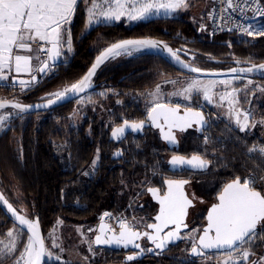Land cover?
Instances as JSON below:
<instances>
[{
  "label": "trees",
  "instance_id": "1",
  "mask_svg": "<svg viewBox=\"0 0 264 264\" xmlns=\"http://www.w3.org/2000/svg\"><path fill=\"white\" fill-rule=\"evenodd\" d=\"M81 2H78L70 26L71 53L66 54L59 64L22 92H16V86L0 84V99L36 101L40 94L49 89L79 79L104 45L127 37H152L173 49L186 45L199 50L204 56L220 60V63L193 62L203 68L226 64L232 52L252 63L264 61V35L252 40L234 34H220L208 39L198 31V24L191 20L188 12L177 17L160 16L133 24H102L86 30L85 8ZM158 70L179 72L154 53H143L137 58L103 64L93 79V89L113 87L122 91L143 92L154 85ZM254 79L264 82V74ZM72 103L40 114H26L29 118L22 124L15 122L12 128L0 134V189L15 207L19 201L25 205L28 218H39L43 234L57 217L66 222L73 220L92 224L103 210L118 212L123 201L118 195L120 179L124 178L129 183L132 176L140 172L139 175H143V167V171H148L152 161L159 160L155 153L158 146L154 142L150 146L141 143V150L134 157L138 167L131 160L128 163L122 160L123 164L111 167L109 153L113 146L108 140L111 126L105 127L91 113L92 118L86 119L78 128L69 127L66 116ZM122 108L127 118L133 120L141 118L144 113L134 101H126ZM37 115L42 117L37 118ZM187 144L188 141L185 142V152ZM226 144L224 147L219 144L210 145V150L217 157L223 155L225 160L223 167L219 165L214 173L218 184L219 179L225 183L234 177H241L242 173L249 171L248 168L252 170L254 167L252 159H242L241 156L236 161L230 159L226 163L236 143ZM96 151L99 153L96 172L91 178L83 177L82 171L89 165ZM257 188L262 191L260 184ZM13 189H16L20 198L14 197ZM153 206H150V210ZM9 224L13 223L0 209V234ZM260 227L257 228L260 234L252 245L258 254L264 247V232L260 231ZM178 250L180 244L170 247L161 257L147 254L143 259L123 263L121 252L103 249L104 261L93 264H215L198 258L182 257ZM256 260L257 257L244 264H252Z\"/></svg>",
  "mask_w": 264,
  "mask_h": 264
},
{
  "label": "snow or ice",
  "instance_id": "2",
  "mask_svg": "<svg viewBox=\"0 0 264 264\" xmlns=\"http://www.w3.org/2000/svg\"><path fill=\"white\" fill-rule=\"evenodd\" d=\"M256 2V0H252ZM78 0H0V80H6L3 70L11 71L14 64L17 73L26 72L31 75V80L35 81L36 76L32 75L33 68L31 60L33 57L29 55L14 54L15 50H23L31 52L35 44L37 50L51 59H55L61 55L60 49L65 45L67 50H72V39L70 29L65 25H70L71 18L76 12ZM228 9L233 8L232 0H227ZM188 6L186 0H90L88 7V22L89 25L101 23L103 21H119L121 17H127L129 22L143 21L152 15H159L161 10L165 13L175 11L177 9L186 8ZM227 9H225L226 11ZM257 12L264 15V10L257 8ZM103 18V21L101 20ZM249 36L254 34L264 35V25L260 29H256L253 25L247 27L239 26ZM51 45L47 48L46 45ZM144 50H158L167 51L171 58L177 63H183L179 59V51H173L170 47L151 39H129L121 40L111 44L104 49L100 56L97 57L95 63L89 69L87 74L83 76L77 83L70 87H65L63 91L50 94L55 96L56 100L50 99L49 104L55 103L57 100L67 99L68 96H75L91 87V79L94 76L97 68L106 60L114 59L120 55H132L135 52ZM38 66L35 71L38 73H45L48 69L46 62L42 61L39 56L36 57ZM194 73H201L202 70L190 65H183ZM261 71L264 72V64L253 65L249 68H232L230 72L233 74L243 72ZM238 78L237 76L233 77ZM175 84L176 81H170ZM21 86H25L26 82L21 80ZM226 83V82H225ZM251 83V81H249ZM215 86V82L203 84L199 79L193 78L187 87L170 95H180L186 100H191L194 93L202 92L206 101L211 102L209 90ZM236 91V89H233ZM154 101L147 110V121L152 126L161 128L168 127V132L163 133L164 139L168 140L170 144L175 143V137L172 135V128L177 127L183 131L186 127H191L195 122L201 126L208 123L202 113L193 111L188 107L184 115H179V105L170 107L165 104L156 102L160 95V86L158 85L156 91L150 93ZM231 95V93H228ZM221 100L225 96L220 97ZM238 102V101H237ZM5 108L18 109L23 112L26 110L24 106L18 102L13 103L7 100H0V110ZM8 115H0V128H3L6 120L10 118ZM250 114H244V123H241L237 116V125L243 131L248 127V119ZM264 123V121H262ZM145 121L131 122L123 121V125L116 127L112 131V136L119 139L125 133L127 128L133 131L142 130ZM208 137H205L207 143ZM258 151L264 155V147L257 149L255 146L249 149V153ZM120 155V153H117ZM98 159V157H97ZM93 166L96 160H93ZM208 161L202 159L199 155H193L190 159H185L182 156H173L170 164L173 167L188 165L193 169H204L208 167ZM186 180H166L167 191L161 197L159 196V189L149 188L148 191L152 193L159 201V213L155 216L156 223L147 224L148 229H152L153 233L147 231L141 233L134 230L135 225H130L124 220L118 221L119 234L117 235L114 229L109 228L104 223L99 226V234L95 236L94 243L96 245H109L116 247L127 248L132 245L133 248H140V245L135 243L136 240L142 236L154 243L156 248L163 249L167 242H173L180 239L179 231L181 226L187 227L184 224V218L187 214V208L191 206L192 201L188 199L184 185ZM0 201L7 204L0 195ZM217 203H214L207 216V226L203 229L202 235H199L198 241L192 238L191 253L193 255H202L200 249H216L218 252H223L228 259L223 261V264H238L237 259H233L234 252H240L245 244L251 246L255 239L259 236L257 226L260 225V231L264 232V191L257 190L255 187V178L244 179L241 181L240 177H236L231 182L227 183L222 191L218 194ZM7 211L14 217V230H9L7 236L11 238L9 244H5L3 249H0V264H4L5 258H13L14 264H48L53 259L57 264H62L60 255H54L45 246V241L39 231V218L29 220L24 216L18 215L10 204L7 205ZM105 216H110L109 213H104L100 218L103 221ZM18 222V224L16 223ZM169 225H174L175 228L169 231L163 237L160 233ZM26 230V231H25ZM88 231H94L89 229ZM193 231H196L193 229ZM111 232L112 235H107ZM52 235V247L60 248L56 243V237ZM27 236L26 243L21 245L22 238ZM159 241V242H157ZM2 243V242H0ZM22 246V251H19V256H14L18 251V247ZM63 252V248H60ZM89 251H92L91 244H89ZM144 249H141L143 252ZM152 251V249H148ZM250 252L247 249L242 251L239 260L247 261ZM47 257V260L44 258ZM136 255H128L126 261H133ZM87 259V257H85ZM264 261V257L261 258ZM66 264V262H63ZM252 264H258L253 261Z\"/></svg>",
  "mask_w": 264,
  "mask_h": 264
},
{
  "label": "rangeland",
  "instance_id": "3",
  "mask_svg": "<svg viewBox=\"0 0 264 264\" xmlns=\"http://www.w3.org/2000/svg\"><path fill=\"white\" fill-rule=\"evenodd\" d=\"M89 2L90 0H82L81 2V6L85 8V14L86 7ZM186 2L188 4L186 8L177 9L168 13H164L163 10V13L161 12L159 15H153L152 18L160 16L177 17L184 12H188L190 14L191 20L198 24V31L201 33V35H205L208 37V39H212L213 37H210L208 31V22L212 8V0H186ZM102 24L106 23H93L89 25V22L87 23L85 17L84 26L86 30H90L93 27ZM261 25H264V18L258 21V23L255 25V28L260 29ZM70 26L71 23L66 28L70 29ZM260 36L262 35L254 34L251 36L244 35L242 37H244L245 39L247 38L248 40H252ZM107 45H104V47H106ZM34 46L36 47L35 44ZM46 46L48 48L49 45ZM175 49L181 50L179 51V55H181L184 59L192 63L206 61H209L211 63H220L219 59L204 56L199 50L195 49L194 47L180 45L177 46ZM71 51L69 52L67 50L66 45L61 48V60L66 54H70ZM143 53L152 52L149 50H144L141 52H135L132 55H120L115 57L114 59L106 60L104 64L107 65L109 63H118L129 58H137ZM230 55L231 58L227 61L226 64H222L220 67L216 68H226L232 65L252 63V61L247 60L246 58H240V56L235 55L234 52L230 53ZM52 67L53 66L49 64L48 69L45 73L38 74L37 82L42 76L47 74L49 70L52 69ZM156 73L157 74L155 76L154 85H152L150 89L145 90L143 92H133L127 89H124L122 91L113 87H106L91 89L87 93L81 95L73 101L66 116V118L68 119L69 127L78 128L84 123L86 119L92 118V114L97 116L99 121L105 127L113 126L116 124L117 121H122L127 118V114L124 113L125 109L122 108L123 104L126 101H134L138 103L140 105L141 110H143V112H146L148 110V107L151 106L152 102L154 101L153 96L149 94L155 92L157 86L159 85L160 95L158 101L156 102L176 103L182 106L194 108L201 107L206 109L207 119L209 121L208 129L205 133H202V135L194 136L193 140H191V143L189 142L187 144V150L193 151L194 153L200 154L204 158L209 159L211 162V166L206 172L202 173H192L187 171L184 173L172 174L163 170L164 166L162 163V159L158 155V158L160 160L155 159L154 161H152V164L150 165L151 171H143L144 167L143 169L141 168L143 175H139L141 173L140 172L139 174H137V176H132L129 183L124 178L120 179V189L118 191V195L119 198H123V201L120 203V210L118 212H113L108 209L103 210L96 216L95 222L92 224L82 221L74 222L73 220L71 222H66L60 217L55 218L52 226L44 234L45 246L54 255L58 254L61 256L62 264L63 262H66V264H93L96 262L104 261V252L102 251L103 249L96 248L93 245V235L96 232L97 222L101 218V215L104 213L110 214V216H107L106 218L108 222H110L111 225L114 226V228H119L118 221L120 220H124L130 225H135V228H145L146 224L151 221V217L155 213L156 205H154L151 210L149 209L141 213L136 212V208H138V200L136 196L137 194L141 193L142 190H144V188L148 185H162V179L165 177H185L190 179V183L188 185V192L194 200L195 206L190 209L188 217L190 230L183 234V241L180 243V250H178V253L182 257L192 258L188 255V251L192 246L193 242L192 238L196 239L201 226L204 224V214L206 207L209 203L215 200L217 192L224 184L223 182H221L220 179L218 180L220 181V183H217V179L214 177V173L218 169L219 165L223 167V165L225 164V160H223V155L217 157L214 152L210 150V145L219 144L224 147L227 145L226 143H236L235 148L230 152L232 153L230 155V158L226 159V163L227 160L230 159V161H236L240 156L242 159L246 157L248 160L252 159L254 161L255 168L253 167L252 170L248 168L249 171H245L244 173H242L243 175L241 176V178L247 177L249 175L253 176L255 178L256 186L259 187L260 184L262 186V191H264V155H261L258 151L249 153V149H252L254 146L257 149H259L260 147H264V123H262V121H264V82L256 80L254 78L248 79L239 76H237L238 78L235 79L233 78L234 76L203 78L197 76L184 75L175 71L166 72L163 70H158ZM193 78L199 79V81H201L203 84L215 82V86L209 90L211 102H208L204 99L202 92L199 94L194 93L191 100H186L183 96L180 95H170L171 93H175L187 87L188 83ZM7 80L11 79H6V81ZM77 80L72 82H66L52 89H49L48 91L40 94L37 100L53 98L55 96H51L50 94L63 91L65 87H70L72 84L76 83ZM170 81H176V83L173 84ZM249 81H251V83H249ZM1 82L4 81L0 80V83ZM33 84L34 83H26V85L22 87L21 84H14L12 82H8L4 85L16 86L18 90L16 92H22L24 89L30 87ZM256 86L259 87V133L254 131L253 133L248 134L247 132H241L237 130L232 125H230V123H227L225 119L234 122L236 118L235 111H239V107L245 108L247 106L248 94L251 91L255 90ZM233 89H236V91H233ZM228 93H231V95H228ZM222 95L225 96V99L223 100L220 99ZM9 113L11 114L10 118L5 121L3 128H0V134L5 132L9 128H12L15 122L22 124L24 120H27L29 118V116L20 115L16 111L11 109L0 110V115H8ZM41 117L42 115H37V118ZM205 137H208L207 143L205 142ZM127 143L128 142H125L123 144L124 148ZM128 149L130 155L125 156L124 162H122L128 163L131 160L134 162V164H136V167H138V161L134 157L135 154L141 150L139 142L136 140H131V145ZM93 160H96L94 166L92 163ZM98 162L99 153L98 151H96L89 165L83 169L82 176L86 178H91L96 172ZM242 164L241 167H243L244 165ZM141 166H143V163ZM131 167L132 166H130V168ZM258 172L259 174H257ZM13 191L14 197H17V199L20 198L16 189H13ZM16 208L21 213V216L25 217L27 209L21 201L17 203ZM54 229L56 243L60 245V248H63V252L60 251V248L52 247L53 237L51 234H53ZM89 229H93L94 231H88ZM193 229H195L196 231H193ZM9 230H13V235H15L14 224H9L7 228H4L3 232L0 234V242H2L0 243V249H3L4 245L9 244L11 241V238L7 236ZM26 241L27 236L25 235L22 238L21 245L23 243H26ZM89 244H91L92 251H89ZM252 245L249 246L245 244L243 246V250L247 249L250 252L249 260L258 256L257 251ZM22 250V246H19L18 251L14 254V256H19V251ZM161 254L162 253L154 252L152 255L156 257H161ZM122 256L123 255H121V258ZM85 257H87V259H85ZM45 260H47V257H45ZM221 260L222 259L220 258V256L212 254V256H207L206 259L200 261L219 263ZM50 262L56 261L53 259L52 261H49V263ZM4 264H14L13 258H5ZM21 264H23V262H21Z\"/></svg>",
  "mask_w": 264,
  "mask_h": 264
},
{
  "label": "water",
  "instance_id": "4",
  "mask_svg": "<svg viewBox=\"0 0 264 264\" xmlns=\"http://www.w3.org/2000/svg\"><path fill=\"white\" fill-rule=\"evenodd\" d=\"M129 39H151V40H155L157 42H162L163 44L167 45L166 43H164L163 41L159 40V39H155V38H152V37H127V38H123V39H119L115 42H119L121 40H129ZM115 42H112L111 44L115 43ZM111 44L107 45L106 47H104L93 59L92 63L89 65V67L87 68V70L82 74V76L76 81V83L83 77L87 74V72L89 71V69L92 67L93 63H95L96 59L98 56H100L101 52L106 49L107 47H109ZM168 47H170L169 45H167ZM51 45L49 44L48 48H50ZM173 51H176V49L170 47ZM152 53L160 56L164 61H166L170 66H172L174 69H176L177 71H179L180 73L184 74V75H190V76H197V77H203V78H214V77H229V76H239V77H250V78H254L255 76H258V75H261V74H264V72H261V71H253V72H243V73H238V74H233L230 72V69L232 68H237V69H241V68H249V67H252L253 65H260V64H264V61H261V62H257V63H245V64H240V65H232V66H229V67H226V68H203V67H200L198 65H195L194 63L184 59L181 55H179V59L180 61H182L183 63H177L173 58L170 57V55L167 53V51H158V50H152L151 51ZM61 61V57H56L55 59H51L49 56H48V60H45L44 62L47 63V65L51 64L52 66H55L57 64H59ZM105 63V62H104ZM103 63V64H104ZM101 64L94 76L92 77L91 79V87L86 89L84 92L78 94V95H75V96H68L67 99H61V100H57L55 103H52V104H49L48 101L50 99L52 100H56V97H53V98H47V99H40V100H36V101H33V102H25V101H20V100H17L15 98H7V99H0V100H7V101H10V102H13V103H16L18 102L19 104H21L22 106H24L26 108L25 111L21 112L19 111L18 109H13V108H5V109H11V110H14L16 111L18 114L20 115H26V114H33V113H40V112H46V111H50L51 109L53 108H56L58 106H61V105H64L66 103H69L71 101H74L75 99H77L78 97H80L81 95L87 93L88 91H90L91 89H93V79L94 77L96 76L98 70L100 69V67L103 65ZM183 65H190L191 67H196V68H199L202 70L201 73H194V72H191L189 71L188 68L186 67H183ZM38 74H42V73H38ZM38 74H33L36 76V80L33 81L31 80V77H12L11 79V82L14 83V84H20L19 82L21 80L25 81L26 83H36L37 82V79H38ZM162 104H165L167 106H170V107H176L177 105L179 104H172V103H162ZM187 106H182V105H179V115L183 116L185 111L187 110ZM193 111H198L200 113H202V115L204 116L205 120H207V116H206V113L204 110H201V109H197V108H194V107H191ZM129 123L131 122H140V121H145V124H144V127L142 128V130H139V131H133L131 130L130 128H127L125 130V133L122 137H120L119 139L117 138H114L112 136V131L114 128L116 127H120L123 125V121L115 126H113L111 128V130L109 131V135H108V140L109 141H114L116 143H119L121 142L124 138H126V136L128 134H133V135H142L143 134V130L144 128H147V127H150L154 130L157 131L158 133V137L159 139L164 142L168 149H171V150H178L179 148V140L176 136V133L177 132H186L187 130H193L195 131V133L197 135H202L203 131L208 127V124L207 123L206 125H204L203 129L201 130V126L195 122L192 123V126L191 127H186L183 131L180 130V128H177V127H174L172 128L171 132H172V135L175 137V143L174 144H170L168 140H165L164 139V136H163V133H166L168 132V127L165 125L163 126V132L161 131V128H157L155 126H152L150 124V122L147 121V115L144 119L142 120H138V121H132V120H128ZM117 152H121L120 149L116 150L115 151V155L112 156V158H119V155H117L116 153ZM193 155H199L202 159L208 161V167L207 168H204V169H193L191 168L190 166L188 165H184V166H176V167H173L171 164H170V161H171V158L173 156H182L184 157L185 159H190ZM166 164H167V170L169 172H172V173H176V172H181L183 170L185 171H188V172H192V173H202V172H206L210 166H211V162L209 159H206L204 158L202 155L200 154H197V153H192L190 155H184V154H180V153H175V154H172L170 155L167 159H166ZM239 177V176H237ZM236 177L226 181L222 187L220 188V190L217 192L216 196H215V200L212 201L211 203L208 204V206L206 207V210H205V214H204V224L201 226L200 228V231L198 232V235L196 237V240L198 241V238H199V235H202L203 233V229L207 226V216H208V212L211 208V206L214 204V203H217V197H218V194L222 191L223 187L231 182L233 179H235ZM241 178V177H240ZM186 180L188 181L187 184L184 185V191L188 197V199H190L192 201V204L190 207L187 208V214L184 218V224L187 225V227H183L181 226V229L179 231V236L181 237L180 239H176L174 240L173 242H167L166 243V246L163 248V249H158L156 248L155 244L150 242L147 237H141L140 239L136 240L135 243L139 244L140 245V248H133L132 245H129L127 248H124V247H116V246H109V245H96L94 243V239H95V236L97 234H99V226L101 223H104L105 225H107L109 228L111 229H114L115 233L118 235L119 234V228H114V226L111 225L110 222H108L107 220V216L104 217L103 221H101V219H99V221L97 222V225H96V232L95 234L93 235V245L94 247L96 248H102V249H109V250H112V251H118V252H121L123 253V256L121 258V261L123 263H129L131 261H126V257L128 255H136V259L135 260H140V259H143L147 254H153L154 252H159V253H163L165 251H167L170 247L172 246H176L178 244H180L182 241H183V234L186 233L187 231L190 230V225L188 223V217H189V213H190V209L192 207L195 206V202L194 200L192 199V197L189 195V192H188V185L190 183V179L188 178H178V177H165L162 179V185L161 187L160 186H147L146 187V193L147 195L149 196L150 200L152 203H154L156 205V210H155V213L152 215L151 217V221L148 222L147 224H150V223H156L155 221V216L159 213V208H160V204H159V201L156 197H154L152 195V193L150 191H148L149 188H155V189H159V196H163L164 193L167 191V185L165 184V181L166 180ZM257 190H260L259 188H256ZM261 191V190H260ZM0 195H2L3 197V200L7 201V204H3L2 201H0V209L2 210V212L7 216V218L13 223V220H14V217H12L11 213L7 211V205L10 204L12 206V208L16 211V213L18 215H21V213L18 211V209L7 199V197L3 194V192L1 191L0 189ZM104 214L101 215V217L103 216ZM25 217L29 220H35V219H30L28 218V216L25 215ZM18 224V222H16ZM14 224V223H13ZM146 224V225H147ZM259 226V225H258ZM257 226V228H258ZM175 226L174 225H169L167 228L163 229V231L160 233V236L163 237L165 234H167L169 231H172L174 230ZM134 230H137V231H140L141 233L147 231L149 233H153V230L152 229H148L147 227L141 229V228H135ZM26 231V230H25ZM39 231L41 233V236L42 238L44 239V234L42 232V229L39 225ZM107 235H112L111 232H107ZM45 241V239H44ZM159 242V241H157ZM192 247V246H191ZM191 247L188 251V255L192 258H199V257H202L205 253H214V252H218L216 249H200V251L203 253L202 255H193L191 253ZM141 249H144L143 252H141ZM148 249H152V251H148ZM45 259V258H44ZM133 260V261H135ZM42 264H44V262L42 261Z\"/></svg>",
  "mask_w": 264,
  "mask_h": 264
},
{
  "label": "built area",
  "instance_id": "5",
  "mask_svg": "<svg viewBox=\"0 0 264 264\" xmlns=\"http://www.w3.org/2000/svg\"><path fill=\"white\" fill-rule=\"evenodd\" d=\"M232 4L233 8L228 9L227 0H212V8L208 22V31L210 37L220 34H234L237 36L248 35L239 26L242 25L247 27L248 25H253L255 27L258 21L264 18V15H261L260 12H257V8L264 10V0H256V2H252V0H232ZM225 9L227 10L225 11ZM39 57L42 61L48 59V55H45L41 52H39ZM196 108L204 110L206 113L204 108ZM207 129L208 127L203 131V133H205ZM252 178L254 177L249 175L247 177L241 178V181ZM255 187L257 188L256 184ZM242 251L243 248L240 252L233 253V259H237L238 263L240 264H244L249 261V257L247 261L238 259L241 256ZM212 254L218 255L222 259L219 263L215 264H223V261L228 259V257L223 252L205 253L198 259L204 260L207 256H212ZM229 264H231V262H229Z\"/></svg>",
  "mask_w": 264,
  "mask_h": 264
},
{
  "label": "flooded vegetation",
  "instance_id": "6",
  "mask_svg": "<svg viewBox=\"0 0 264 264\" xmlns=\"http://www.w3.org/2000/svg\"><path fill=\"white\" fill-rule=\"evenodd\" d=\"M172 104H176V103H172ZM206 114H207V112H206ZM146 115H147V111L143 113V116L141 118H138L136 120L129 119V118H125L124 120L138 121V120L144 119L146 117ZM124 120H122V121H124ZM122 121L116 123L115 125L121 123ZM115 125H113V126H115ZM113 126H111V128ZM111 128L109 129V131L111 130ZM143 131L144 132L142 135L128 134L126 136V138H124L119 143H116L114 141H110V142H112L111 144L113 146L110 153H109L110 160L112 161V163L110 164L111 167H114V168L118 167V165H120L122 163V160H124L125 156L128 155V153H129L128 148L131 145V140H136L139 142V144L145 143L147 146L153 145V142H154L158 146V148L155 150L156 154H157L156 156H158V155L160 156V158L162 159L163 166H164L163 170L167 171V172H169V171L167 170L166 159L170 155L175 154V153L190 155V154L194 153L193 151H188L187 149L185 152V142L188 141V143H189L188 139H190V141H191V140H193L194 136L197 135L195 133V131H193V130H187L186 132H177L176 133V136L179 140L178 150L168 149L167 145L159 139L158 133L156 130H154L150 127H147V128H144ZM108 135H109V133H108ZM125 142H128V143L125 145V148H124L123 144ZM118 149H120V151H121V152H117V153H120L119 158H112V156L115 155V151ZM148 171H151L150 166L148 167ZM184 172H187V171L183 170L181 172H176V174L177 173H184ZM169 173H172V172H169ZM172 174H175V173H172ZM154 186H160L161 187V184H155ZM146 187L144 188V190H142L141 193L137 194V196H136L137 200H138V202H137L138 208H136V212L141 213L143 211L149 210L151 208L150 207L151 205H155L154 203L151 204V200H150L149 196L146 194ZM121 255H123V253Z\"/></svg>",
  "mask_w": 264,
  "mask_h": 264
},
{
  "label": "crops",
  "instance_id": "7",
  "mask_svg": "<svg viewBox=\"0 0 264 264\" xmlns=\"http://www.w3.org/2000/svg\"><path fill=\"white\" fill-rule=\"evenodd\" d=\"M78 2H79V0H78ZM89 6H90V2L88 3V5L86 7V21H87V23H88V11H87V9H88ZM162 11L163 10H161V12ZM152 17H153V15L148 17V19H150ZM148 19H146V20H148ZM101 20L103 21V18H101ZM119 22H123V23H126V24H133V23H135L137 21L129 22L127 17L125 16V17H121V19L119 21H111V22L103 21L101 23L112 24V23H119ZM94 24H96V23L94 22ZM68 26L69 25H65V27H68ZM60 51H61V49H60ZM14 54L29 55V56L33 57V59L30 62L31 66L33 68L32 75L36 74V73L38 74V72L35 71L36 67L38 66V61L36 59V57L38 56V50L36 49V47L34 45H33V50L31 52H25L23 50H15L14 49ZM60 57H61V55H60ZM3 73L7 77V79H12V77H31V75L29 73H26V72L17 73L15 71L14 64L12 66L11 71H9L6 68V69L3 70ZM244 78L253 79V78H250V77H244ZM2 81H4V82H1L0 84H3V85L8 83V82L11 83V80H7V81L6 80H2ZM258 91H259V87L256 86V89L251 91L248 94V104H247V106L245 108H240L238 106L240 110L238 109L239 111H235L236 118H235L234 122H231V121L225 119L226 122L230 123V125H232L234 128H236L237 130L241 131L240 127L237 125V116L239 117L240 122L244 123V114L245 113H249L250 116H249V119L247 121L248 127L245 128L241 132H247L248 134H251L254 131H256V132L259 133V93H258ZM262 257H264V249L257 256L256 262H258V264H264V261L261 260Z\"/></svg>",
  "mask_w": 264,
  "mask_h": 264
}]
</instances>
